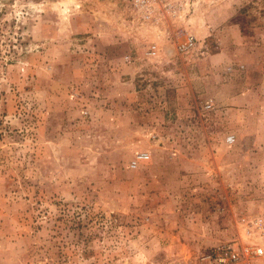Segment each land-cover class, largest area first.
<instances>
[{
	"label": "rangeland",
	"instance_id": "1",
	"mask_svg": "<svg viewBox=\"0 0 264 264\" xmlns=\"http://www.w3.org/2000/svg\"><path fill=\"white\" fill-rule=\"evenodd\" d=\"M206 3L152 59L128 0H0V264H194L264 212V0Z\"/></svg>",
	"mask_w": 264,
	"mask_h": 264
},
{
	"label": "built area",
	"instance_id": "2",
	"mask_svg": "<svg viewBox=\"0 0 264 264\" xmlns=\"http://www.w3.org/2000/svg\"><path fill=\"white\" fill-rule=\"evenodd\" d=\"M193 3L195 5L194 0H128L133 21L153 30L156 35L161 34L167 42H150L145 50L147 57L172 58L187 54L198 45L203 47V40L199 41L187 21L186 14L194 12ZM210 106L208 103L207 107ZM225 141L231 144L234 136H226ZM148 158L147 152H138L131 158L129 166L136 168ZM194 264H264V212L245 222L230 241L201 253Z\"/></svg>",
	"mask_w": 264,
	"mask_h": 264
},
{
	"label": "crops",
	"instance_id": "3",
	"mask_svg": "<svg viewBox=\"0 0 264 264\" xmlns=\"http://www.w3.org/2000/svg\"><path fill=\"white\" fill-rule=\"evenodd\" d=\"M195 1V5H194V3L191 5V7L194 5V12H191V15H192V17H191V20H190V22H191V25L189 24V27H190V29L196 34V35H198V36H200V37H203L202 35H203V32H202V30L204 29V28H202L201 26H203V25H201V23L199 22V21H201V20H203V22L202 23H205L206 24V18L205 17H203L202 19H199L198 18V10H200L201 11V8H203L204 10L203 11H205V10H207V9H209V10H211L212 9V6H210L209 4H207L206 3V0H194ZM210 7H211V9H210ZM193 8H191V10H192ZM203 11H201V12H203ZM207 32H209L208 30H207ZM230 37L231 38H234V41H238V39L240 38V35L237 33V32H233L231 35H230Z\"/></svg>",
	"mask_w": 264,
	"mask_h": 264
}]
</instances>
